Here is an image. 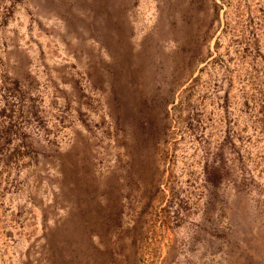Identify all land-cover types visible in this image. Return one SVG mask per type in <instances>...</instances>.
<instances>
[{
	"label": "rangeland",
	"instance_id": "rangeland-1",
	"mask_svg": "<svg viewBox=\"0 0 264 264\" xmlns=\"http://www.w3.org/2000/svg\"><path fill=\"white\" fill-rule=\"evenodd\" d=\"M0 264H264V0H0Z\"/></svg>",
	"mask_w": 264,
	"mask_h": 264
},
{
	"label": "trees",
	"instance_id": "trees-1",
	"mask_svg": "<svg viewBox=\"0 0 264 264\" xmlns=\"http://www.w3.org/2000/svg\"><path fill=\"white\" fill-rule=\"evenodd\" d=\"M218 180H219L218 177L215 178V179H214V178L211 179V181H212V183H213L214 185H216V184L218 183Z\"/></svg>",
	"mask_w": 264,
	"mask_h": 264
}]
</instances>
